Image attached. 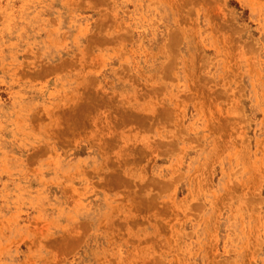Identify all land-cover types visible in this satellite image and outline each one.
I'll return each mask as SVG.
<instances>
[{
  "label": "rangeland",
  "instance_id": "374dc122",
  "mask_svg": "<svg viewBox=\"0 0 264 264\" xmlns=\"http://www.w3.org/2000/svg\"><path fill=\"white\" fill-rule=\"evenodd\" d=\"M0 264H264V0H0Z\"/></svg>",
  "mask_w": 264,
  "mask_h": 264
}]
</instances>
